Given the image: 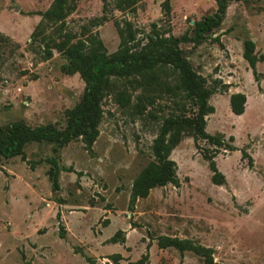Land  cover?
I'll return each mask as SVG.
<instances>
[{
    "label": "rangeland",
    "instance_id": "1",
    "mask_svg": "<svg viewBox=\"0 0 264 264\" xmlns=\"http://www.w3.org/2000/svg\"><path fill=\"white\" fill-rule=\"evenodd\" d=\"M52 1L0 0V34L8 38L0 40V129L17 121L61 128L65 110L82 96L85 82L79 74L62 71L66 57L53 50L45 60L38 43L30 44L39 13ZM165 1L140 0L132 10L120 11L109 0L108 19L91 30L112 54L119 46L116 22H131L137 48L156 29L191 35L193 22L216 9L215 0H168L166 15ZM102 7L103 0H78L68 29L78 33L102 15ZM245 40L255 43L256 56L264 55V0L232 1L219 28L205 40L180 44L212 91L208 102L215 111L206 116V131L222 134L236 150L213 153L216 149L204 140L197 148L192 137H183L170 155L179 186L156 187L129 207L132 182L152 159L159 125L154 114L165 115L173 105L164 94L154 107V92L152 105L142 113L135 107L140 90L129 91L125 105L105 97L90 150L79 138L55 154L53 144L33 142L24 151L29 162H36L34 168L20 157L2 159L0 264H134L145 254L147 264H204L190 251L160 249V236L212 248L219 264H264V60L256 64L254 77L242 57ZM234 92L246 96L241 115L229 107ZM187 109L193 110L191 104ZM205 152L214 155L223 184L211 181ZM51 156L72 170L59 173L58 191H52L46 175Z\"/></svg>",
    "mask_w": 264,
    "mask_h": 264
},
{
    "label": "trees",
    "instance_id": "2",
    "mask_svg": "<svg viewBox=\"0 0 264 264\" xmlns=\"http://www.w3.org/2000/svg\"><path fill=\"white\" fill-rule=\"evenodd\" d=\"M78 0H53L50 6L40 12V21L34 27L30 36V44L38 43L41 56L47 60L52 57V51L63 54L67 62L62 66L66 74L78 73L85 82V88L79 102L64 112L63 127L47 123L31 127L23 121L10 124L0 129V161L20 157L22 161L34 168L36 162H29L24 148L29 143L47 142L53 144L52 151L58 150L74 139H81L85 148L90 150L98 136V126L103 116L102 101L111 96L118 103H130V93L136 94L135 107L142 113L148 105H152L154 92V107L157 100L164 94L169 96L172 106L165 115L154 114V120L159 123L158 131L151 145L152 159L140 170L132 182L129 207L133 208L139 198H146L156 187L168 184L179 186L176 162L170 158L172 151L185 136L192 137L195 146L199 139L214 147L213 153L219 149L236 150L228 144L222 134H210L206 131V116L214 113V107L209 104L212 94L204 84V79L194 71L190 61L180 48L183 42L193 45L200 44L213 30L221 25L228 5L232 1L215 0L216 9L193 22L191 35L180 37L154 30L146 36V42L140 47L132 43L135 40V30L131 22L124 20L116 22L119 36L118 49L107 54L106 48L97 27L106 21L109 0H103L102 15L93 18L88 24L82 25L78 33L68 29V16L74 12ZM116 9L132 10L140 0H113ZM166 15L170 7L168 0L163 3ZM51 32L48 33L47 30ZM0 40L8 41L0 34ZM242 57L247 62L254 77L257 76L256 64L264 60V55L256 56L255 43L252 40L243 42ZM246 96L235 92L229 96V107L233 114L241 115L245 110ZM193 107L192 111L187 105ZM189 112V113H188ZM233 136L228 141L232 142ZM212 173L211 181L215 185L224 183V175L217 169L214 155L203 153ZM50 165L46 175L51 183L52 191H58L59 173L71 172L70 167L60 166L56 157L46 159ZM61 202L60 198L57 199ZM59 217V213H57ZM59 237H64L61 227ZM112 241L113 238H112ZM160 249L172 247L180 253L190 251L203 259L204 264H219L214 261L212 248L203 246L190 239L160 236L157 239ZM147 254L134 264H147Z\"/></svg>",
    "mask_w": 264,
    "mask_h": 264
},
{
    "label": "crops",
    "instance_id": "3",
    "mask_svg": "<svg viewBox=\"0 0 264 264\" xmlns=\"http://www.w3.org/2000/svg\"><path fill=\"white\" fill-rule=\"evenodd\" d=\"M235 93V92H234Z\"/></svg>",
    "mask_w": 264,
    "mask_h": 264
},
{
    "label": "water",
    "instance_id": "4",
    "mask_svg": "<svg viewBox=\"0 0 264 264\" xmlns=\"http://www.w3.org/2000/svg\"><path fill=\"white\" fill-rule=\"evenodd\" d=\"M56 194V193H55Z\"/></svg>",
    "mask_w": 264,
    "mask_h": 264
}]
</instances>
